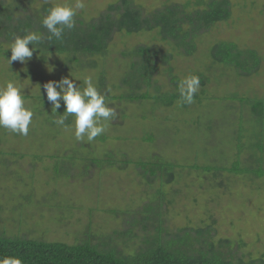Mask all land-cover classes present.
Masks as SVG:
<instances>
[{
	"label": "rangeland",
	"instance_id": "374dc122",
	"mask_svg": "<svg viewBox=\"0 0 264 264\" xmlns=\"http://www.w3.org/2000/svg\"><path fill=\"white\" fill-rule=\"evenodd\" d=\"M117 1L85 0L86 8L77 16L93 20ZM133 1L150 12L172 3L202 9L210 0ZM57 2L62 0H46L52 6ZM231 2L232 18L200 37L197 51L190 57L177 54L156 31L116 34L106 56L87 59L97 64L95 68L66 69L65 56L56 54L45 61L40 54H33L26 63L9 65L0 55V84L20 78L26 85V98L35 107L27 136L0 128V236L91 244L129 257L154 232L152 226L148 230L132 227L129 220L144 205L161 198V192L170 235L184 231L197 238L201 234L215 247L229 242L235 262L264 259V177L192 169H231L239 154L247 166L252 151L245 144L264 132V121L263 127L258 125L251 107L241 101L264 102V0ZM43 4L39 0L35 8ZM221 42L258 52L262 59L259 72L240 77L233 68L214 62L211 50ZM140 45L173 53L171 66L179 80L193 74L202 78L193 104L181 107L176 102L168 108L153 101L111 100L117 115L109 129L91 143L76 141L73 131L54 123L63 104L52 113L45 83L71 74L93 75L99 86L103 76L108 96H122L126 90L121 81L131 63L122 54ZM3 47L8 51L9 45ZM49 65L54 71L48 70ZM163 69L150 90L152 95L178 92ZM107 154L130 162L160 157L182 168L176 169L171 183L163 185L145 177L134 165L86 169V160H101ZM129 230L131 235L126 233Z\"/></svg>",
	"mask_w": 264,
	"mask_h": 264
},
{
	"label": "trees",
	"instance_id": "16d2710c",
	"mask_svg": "<svg viewBox=\"0 0 264 264\" xmlns=\"http://www.w3.org/2000/svg\"><path fill=\"white\" fill-rule=\"evenodd\" d=\"M38 1L0 0V55L3 57H11V51H5L3 46L12 43L13 35L23 36L26 31H35L43 34L44 37L49 35L42 25V19L52 5L43 0L44 4L41 8H35ZM232 15L231 0H210L204 4L202 9H190L189 5L172 3L150 12L133 0H120L111 4L93 20L86 21L77 16L76 27L71 30L66 29L62 40H56L54 37L51 41L45 39L39 46L41 52L37 49L33 54L41 55L42 53L43 61L50 54L65 56L66 69H71L73 66L82 69L95 68L97 64L87 62V59L106 56L110 42L116 34L132 35L156 31L161 41L171 45L177 54L190 57L197 51L198 39L218 23L229 21ZM29 47L31 48L32 45ZM122 55L131 60L129 70L121 81V87L126 90V93L118 97L108 96L110 100L127 103L153 101L157 105L168 108L178 101V92L159 95L150 93L157 82L161 67H164V73L171 84L177 86L179 79L174 75L171 66L173 53L161 52L150 46L140 45ZM211 56L214 62L233 68L240 77L257 74L262 65L258 52L241 49L233 42L218 43L212 48ZM104 80L102 76L99 88L108 94ZM241 101L251 107L257 124L263 127L264 102L251 99ZM183 106L187 107V104ZM64 111L63 105L59 110V115H62ZM38 112L42 115V110ZM72 119L70 116L66 124L70 125ZM263 136L264 132L259 133L254 138L257 142L251 140L245 144V147L252 151L247 166L243 165L240 159L241 154H239L231 169L196 166L192 169L210 174L224 171L229 174H247L262 178L264 177ZM129 165H134L149 179L160 180L162 185L171 183L176 176V169L182 168L160 157H155L150 161L130 162L123 157L118 161L112 154H107L101 160H86V169L90 166L101 169L105 167L123 169ZM58 172L56 170V173ZM160 195L161 198L156 197L149 204L144 205L134 214L135 218L129 220L132 227L140 226L148 230L152 226L154 229L153 234L132 256H121L114 250L103 251L91 244L68 245L60 242L5 236H0V256L19 255L24 259L25 264H244L231 259L232 247L229 242H221L219 247H215L201 234L197 238H193L184 231L180 235H170L165 228L166 222L163 216L164 200L162 198L164 194L160 192ZM120 215L129 217L131 214L122 213ZM131 231L126 233L131 235ZM245 264H264V259Z\"/></svg>",
	"mask_w": 264,
	"mask_h": 264
},
{
	"label": "clouds",
	"instance_id": "9594fccd",
	"mask_svg": "<svg viewBox=\"0 0 264 264\" xmlns=\"http://www.w3.org/2000/svg\"><path fill=\"white\" fill-rule=\"evenodd\" d=\"M85 8V0L74 2L62 0L55 3L42 19V25L49 35L44 37L35 31H26L23 36L13 35L12 43L9 45L11 57H7V63L9 65L15 61L26 63L33 57L34 51L40 49L39 46L45 39L51 41L54 37L56 40H62L66 29L76 27V17ZM50 56L51 54L48 55ZM48 70L52 72L54 67L49 65ZM200 86L198 75H188L180 79L177 84L178 106L193 104ZM25 88L26 85L20 78L8 79L0 84V128L22 136L28 135L35 114V107L24 93ZM43 88L52 107V113H57L61 108V102L65 107L63 114L55 119L54 123L66 131H73L78 142H93L109 129L111 121L117 115L115 107L111 106L113 102L107 92L100 90L93 75L71 74L60 80L48 81ZM70 116L74 117L71 125L66 124ZM0 264H25V261L19 255H2Z\"/></svg>",
	"mask_w": 264,
	"mask_h": 264
}]
</instances>
